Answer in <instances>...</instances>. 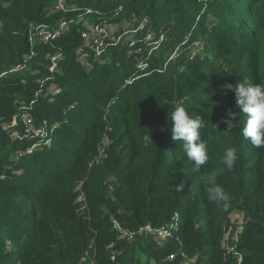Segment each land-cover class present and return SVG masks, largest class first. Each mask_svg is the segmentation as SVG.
Returning <instances> with one entry per match:
<instances>
[{"label": "trees", "instance_id": "trees-1", "mask_svg": "<svg viewBox=\"0 0 264 264\" xmlns=\"http://www.w3.org/2000/svg\"><path fill=\"white\" fill-rule=\"evenodd\" d=\"M54 4L0 0V264H182V255L195 264H235L223 246L234 213L243 217L241 264H264V147L243 137L244 115L222 88L264 84L261 1L208 0L202 7L198 0H66L77 10L67 14ZM63 17L75 18L68 32L30 44L35 29ZM144 18L142 36L157 39L168 30L147 68L136 67L145 56H129L124 41L89 66L78 62L85 23ZM196 42L200 51L190 55ZM176 106L204 119L201 140L215 137L199 169L172 140ZM229 110L237 118L226 131ZM23 114L34 128L46 124L48 146L25 132ZM104 137L109 144L95 162ZM229 147L239 154L231 170L222 162ZM213 172L229 194L227 209L207 198L202 177ZM175 214L178 230L162 244L144 231L169 228Z\"/></svg>", "mask_w": 264, "mask_h": 264}, {"label": "built area", "instance_id": "built-area-1", "mask_svg": "<svg viewBox=\"0 0 264 264\" xmlns=\"http://www.w3.org/2000/svg\"><path fill=\"white\" fill-rule=\"evenodd\" d=\"M199 1V0H198ZM202 1V0H200ZM54 11L55 12H62V14H67L69 11H77L76 9H68L66 6V0H55L54 4ZM91 14L90 10H87L80 15H77L75 18H80L83 15H89ZM74 19H66L63 17L55 26H41L33 31V34H31L29 38V42L31 45H34L36 41L43 42L45 44H50L53 40L58 38L63 33H66L70 30L71 24L75 22ZM78 21V19H77ZM85 23V29L81 32L80 37L82 40V47L78 50L77 56H78V62L82 65L89 66L92 61L97 60L100 58L106 49L110 47L117 46L120 42L124 41L127 44V54L129 56L132 55H143L145 56V59L143 61H140L137 64V68L140 70H144L147 68L148 58L151 57L154 51L158 49L160 44L165 40V36L168 30L158 35L157 39H154L153 35L151 33H148L145 36H142L141 34L144 32L148 25L147 19L142 20H133L131 22V25H129L126 22H120L119 24H116V29H109L107 27V24L110 23ZM189 37V36H188ZM196 44H199L196 42ZM199 46V45H198ZM145 49V51H144ZM60 58V53L53 54L50 56V67L49 72L53 73L56 69L57 62ZM25 68L24 64L17 65L11 69H9L8 72H19ZM6 74V72H3L1 75ZM42 86H39V91L35 94V98L39 95L41 92ZM48 90L52 94H58L59 89H53L52 86L48 88ZM32 104V103H31ZM24 126L26 127L25 132L26 133H32V136L36 139L42 140L44 145L50 144V138L48 137L47 129L45 128V123H43V127L41 128H34L32 119L28 114H23L21 117ZM16 124V121L13 120L11 127ZM53 130L56 128L55 125H53ZM7 129V128H5ZM52 131V130H51ZM14 136L19 138V136L15 133ZM33 148H30L26 150L25 154L29 155L31 154ZM22 155V154H21ZM174 222L171 223L169 228L167 229H159L155 230L151 228L150 225H146L143 229L145 232L150 234H156L157 240L160 244H162V241L165 240L169 234L170 230H178L179 224L176 222L177 215H174ZM231 228H233V231L231 232V228L229 231L224 234L223 238V246L225 249V255L232 254L235 258V264H241L242 263V256L237 252L236 250V243L238 241V235L242 231L241 224L243 222V217L239 213H234L231 218ZM176 240H178L176 238ZM229 240V243H228ZM226 244V247H225ZM115 256V253L112 252V259ZM176 254H171L168 256V260H172ZM183 261L182 264H195L196 259L193 257V259H187L184 255L181 256ZM185 259V261H184ZM82 261H85V258H82Z\"/></svg>", "mask_w": 264, "mask_h": 264}, {"label": "clouds", "instance_id": "clouds-1", "mask_svg": "<svg viewBox=\"0 0 264 264\" xmlns=\"http://www.w3.org/2000/svg\"><path fill=\"white\" fill-rule=\"evenodd\" d=\"M222 88L234 93L236 108L244 115L243 137L255 147H264V84H253L244 80L235 85L228 83ZM236 118L237 112L229 110L228 117L222 121L227 125L226 131L234 127L233 121ZM170 120L172 140L182 142L184 152L197 169L205 165L209 160V143L215 137L209 135L207 139L201 140V130L207 127L204 119L198 115L193 118L183 106H176L171 112ZM148 138L151 139L150 134ZM238 159V149L229 147L223 155L222 162L228 170H231ZM202 182L207 185L209 201L219 203L225 209L230 206L229 194L217 182L216 173L202 177Z\"/></svg>", "mask_w": 264, "mask_h": 264}, {"label": "rangeland", "instance_id": "rangeland-1", "mask_svg": "<svg viewBox=\"0 0 264 264\" xmlns=\"http://www.w3.org/2000/svg\"><path fill=\"white\" fill-rule=\"evenodd\" d=\"M255 1H258V0H255ZM261 1V5H264V0H260ZM200 4H201V6L202 7H204V3L206 2V4L208 3V0H202V1H198ZM237 4H239V6L238 7H242V9H243V7H244V5H243V3L240 1V2H237ZM261 12L262 13H264V11H262L261 10ZM94 18V17H93ZM93 18H86V21H91ZM107 27L109 28V29H116L117 27L115 26V24H112V23H110V24H107ZM200 51V48H199V46H198V44H195L194 46H190V50H189V54L190 55H192V54H197L198 52ZM109 144V140L106 138V137H104L101 141H100V143L97 145V149H96V155H95V158H94V161L95 162H98L100 159H102L103 158V154H104V148L107 146ZM77 190L78 189H80V184L77 186V188H76ZM84 199H83V196H82V194H80L79 195V197H78V199H77V201L79 202V201H83ZM233 215V214H232ZM231 215V216H232ZM231 218V217H230ZM230 224H231V221H230V219H229V228H228V230L224 233V234H226L228 231H229V229L231 228V226H230ZM233 231V228H231V232ZM156 239H157V237H156ZM228 243H229V240H228ZM225 247H226V244H225ZM184 261H185V259H184Z\"/></svg>", "mask_w": 264, "mask_h": 264}]
</instances>
